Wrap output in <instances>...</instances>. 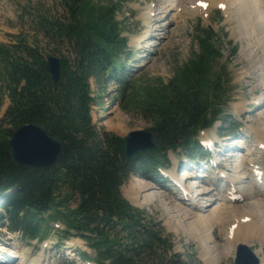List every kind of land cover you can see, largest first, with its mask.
<instances>
[{
	"label": "trees",
	"instance_id": "16d2710c",
	"mask_svg": "<svg viewBox=\"0 0 264 264\" xmlns=\"http://www.w3.org/2000/svg\"><path fill=\"white\" fill-rule=\"evenodd\" d=\"M61 3L64 14L40 13L33 19L46 46L66 45L73 54L60 57L58 83L48 77V54L36 43L23 35L14 43H0V106L9 101L0 120V225L27 240L47 238L52 229L59 238L79 236L93 251L82 250L80 256L96 264H188L172 252L159 223L133 205L120 186L135 173L154 176L170 162L169 150L195 155L199 132L225 118L220 108L225 78L213 70L222 54L216 32L198 27L199 50L175 68L167 84L159 80L155 87L130 85L126 107L143 110L159 136L155 153L143 151L127 162L123 137L99 130L91 114V80L105 91L106 84L117 79L126 94L121 58L129 48L115 14L120 4ZM30 122L63 139V157L53 167L32 169L12 161L8 142L13 129ZM73 197L75 207L69 206ZM56 221L63 227L52 225Z\"/></svg>",
	"mask_w": 264,
	"mask_h": 264
},
{
	"label": "rangeland",
	"instance_id": "374dc122",
	"mask_svg": "<svg viewBox=\"0 0 264 264\" xmlns=\"http://www.w3.org/2000/svg\"><path fill=\"white\" fill-rule=\"evenodd\" d=\"M91 1L94 4H110L112 0ZM113 1L120 4L115 14L122 26L121 35L128 37L129 52L121 58L126 65L121 70L122 72L125 71L126 74L124 76L127 79L124 84L126 94L122 93L117 79L112 78L106 84L105 91L94 80H91V88L95 97L91 114L96 127L99 130L104 129L121 137L134 129H154L152 119L147 118L142 112L143 110L136 107L129 109L126 107L124 99L133 91L130 85L136 83V86L140 87H155L160 83L159 80L167 84L169 79L173 77L175 68L184 64L188 57L192 58L199 50L196 40L198 27H213L216 32L215 44L222 53L221 56L215 59L213 70H215V74L219 73L224 75L223 78H225L223 83L226 93L223 95L225 96L223 106L220 107L223 109L222 113L225 118L214 121L215 123L210 128L201 131L198 136L201 139L200 142L204 136H210L218 141L220 145L236 144V140L232 139V134L238 128L241 132L248 130V135L239 138V143H241V140L245 141L246 148L243 149V152L239 153L238 151V155L245 156V159L242 163L233 160L231 164L228 161L226 164L232 165V172L234 168H242V171H244V163L249 161L250 164L244 172L245 176L248 177L243 176L244 185L242 190H245L247 195L245 201L250 200L247 192L250 189L253 197L262 196L264 198V185H261L252 172V163L264 170V152L256 145L257 136L252 133V128H250L252 125H261L264 128V43L262 42L263 32L259 22H257L258 20H254L256 19L254 15L249 17V13L246 14L245 10L241 8L235 13L236 10L234 9L238 7V2L232 4L234 13L228 17L225 9L216 4L209 5L207 12L193 13L194 8L191 5L197 3L198 0ZM172 2L180 4L178 5L179 9L177 8L175 11ZM181 8L185 9L186 13L185 11L181 12ZM150 9L154 12V15L142 16L143 13L147 14ZM158 10L161 12H158ZM40 13H49L53 16L64 14L61 0H0V43H14L17 35H23L26 40L36 43L48 55L53 54L61 58L62 56L72 57L73 54L70 53V48L66 45H53L54 49L45 45L46 39L33 25L34 17ZM142 36H144V40H138ZM137 93L141 97L144 90ZM8 103L9 101L6 99L0 106V120ZM240 124L242 126L237 127ZM184 153L169 150L170 162L164 166V171L167 173L176 169L178 164L181 165L180 160ZM207 156L209 161L213 155L209 154ZM210 169L216 170L213 166ZM200 172H205V169L202 168ZM148 174L146 178L139 177L136 173L132 174L120 186V191L133 205L145 209L147 211L145 216L150 221L159 223L162 235L172 242V252L180 254L181 258L188 264H233L234 250L229 253L223 252V255H220L221 258L218 257L219 260L213 261V263L208 262L201 255L202 242L200 238H203L204 233L198 227H194L195 235L199 237H197L198 240L194 238L195 235L190 234L186 229V226H188L187 221L180 223L183 218L177 216L176 213L178 212L174 211L173 207L176 205V201H182L180 193L167 189V184L164 182L157 183L156 178H152V175ZM202 174L204 173H200V175ZM193 179L196 178L193 177ZM196 180L197 183L198 179ZM139 181L152 188H149V191H143L140 183L135 184L136 198H129L124 190ZM228 185H230L229 182L224 181L217 186V191L225 192V186ZM211 187L216 188L214 185ZM246 187H249L247 191ZM153 191L159 192L161 196L149 200L147 195H143ZM242 201L244 202V199L239 200L241 203ZM76 202L77 198L73 197L69 202V206L75 207ZM226 203L228 202L226 201ZM224 221H226V218ZM56 223L63 225L62 221H56L52 225L55 226ZM227 224L222 229L217 224L214 226V237L221 246L226 244L224 238ZM48 233V237L42 241L27 240L18 232H10L6 225L2 224L0 225V255L2 257L6 255L7 258L11 256L13 264H20L22 259H24L22 264H35V262H38L37 264H88L87 261L79 258V252L82 250L92 253V250L82 238L74 235L59 238L54 229ZM67 244L71 245L72 249L75 247L74 255H72L73 251L71 250L67 254V248L62 246ZM246 244L253 248L252 251L259 250V255L264 258L263 241L252 237ZM221 246L220 248H223ZM68 257H71V259ZM165 261L167 260L165 259Z\"/></svg>",
	"mask_w": 264,
	"mask_h": 264
},
{
	"label": "bare ground",
	"instance_id": "6f19581e",
	"mask_svg": "<svg viewBox=\"0 0 264 264\" xmlns=\"http://www.w3.org/2000/svg\"><path fill=\"white\" fill-rule=\"evenodd\" d=\"M198 1H196L197 3H195L194 5H191L194 8L193 13L207 12L209 5L211 6V4H214V5L216 4V5H223L222 7L225 9L226 13H228V17H230L229 15L234 13V11L232 10V4L233 3L236 4L235 2H238L237 3L238 7L234 9L236 10L235 13L238 12L237 10L241 8L245 10L246 14L249 13V17H251L250 15H254V17L256 18L254 20H258L257 22H259V25L261 26V29L263 32L262 42L264 43V0H198ZM173 3L174 2H172V4ZM178 5L180 4H178L177 2L174 3L175 11L178 8ZM180 7H183V6H180ZM182 11H185V9L181 8V12ZM158 12H161V11L158 10ZM146 15H153L151 9L148 10L147 14L143 13L142 16H146ZM143 37L144 36L140 37L141 39L139 38L138 40H142V39L144 40ZM256 99L258 100V98ZM250 128H252V133H254V135L257 136L256 145L259 146L264 152V128H262L261 125L260 126L252 125ZM239 140L240 139H238V141ZM240 145H243V144L240 143ZM235 147H232L231 149L227 150L226 154L228 155L225 156L226 161L232 159L233 153H237L238 151L239 153L243 152V149H241L242 150L241 151L240 147L238 146H235ZM215 148H217V146ZM224 155H221V156L223 157ZM235 161H238V160H235ZM242 162L243 161L239 163H242ZM246 162L247 163H244L245 165L244 171H242L243 170L242 168H234L233 173L230 171L224 170L225 172H227L228 174L227 176L224 173L223 168H222L223 161L219 159L214 160L213 166L216 168L218 172H221V174L224 175L223 177H227L225 181L228 180L230 181V184H231L227 186V189L224 193L218 192L217 188L209 187L208 185L203 183V180L201 181L200 184H197L196 183L197 180L193 179L192 174H190V177L188 179L183 180L182 179L183 177L182 175H184L183 170H181L182 172L181 175H175V169L169 172L170 176L173 177L175 184L179 183L180 181H182V183L184 184L183 193L181 195V198L183 199L182 201L179 199H178L179 201H176V205H174L173 207L174 211L178 212L176 213L177 216H182L183 220L180 223H182L183 221H187L188 226H186L187 227L186 229L190 234H194V235L196 234L195 233L196 227H198L199 230L204 233L203 238L202 237L200 238V241L202 242V243L200 242L202 245V251L200 253L208 262L213 263V261H218L219 260L218 257H220L221 254L223 255V252L229 253L232 250H235L237 243L239 242L247 243L249 242V240H251L252 237L258 238L264 242V198H262V196L253 197L251 189L247 191L249 187L248 188L246 187L245 189L249 194L248 199L250 198V200L245 201V198H247L246 197L247 195L245 193V190L244 191L242 190L243 176H245L244 172L247 170V166L250 164L249 161H246ZM252 164H253L252 172L257 177V180L260 181L261 185L262 184L264 185V170L260 166H257V165L255 166L254 163ZM231 168L232 166H230V169ZM245 177H248V176H245ZM138 183L141 184L143 191L144 190L146 191L149 188H152V187H149L147 184H144L140 181L136 182L130 188H128L127 190H124L125 194H127L129 198H136V190L134 189H135V184H138ZM143 195H147L149 200L156 198V196H161L159 192H154V191L151 193L147 192ZM242 199H244V202L243 201L242 203L239 202V200H242ZM226 201L228 203H226ZM225 218H226V221H224ZM224 222L228 223L226 225L227 228L225 229L226 233H225V238H224L226 244L221 246L220 243L217 242V239H215L214 237V226L217 224L222 229L224 228V225L226 224ZM186 229H185V233H186ZM193 237L197 238L198 236L195 235ZM220 246L223 248H220ZM253 251L259 257L260 259L259 263L264 264V258H262L259 255V250L256 249ZM1 257L2 256L0 255V259H1L0 264H13V262H11V259H12L11 256L10 257L8 256V258L6 257V255H4V257L2 258ZM20 257L23 258L22 256ZM23 262H24V259L20 260V264H22ZM37 263L35 262V264Z\"/></svg>",
	"mask_w": 264,
	"mask_h": 264
},
{
	"label": "water",
	"instance_id": "95a60500",
	"mask_svg": "<svg viewBox=\"0 0 264 264\" xmlns=\"http://www.w3.org/2000/svg\"><path fill=\"white\" fill-rule=\"evenodd\" d=\"M45 69L50 80L58 83L62 76L61 58L49 54ZM159 133L155 129H134L123 136L125 161L136 159L143 151L153 154L157 147ZM58 135H51L48 129L37 122L22 124L9 138L11 158L16 165L32 169H46L56 165L63 157L64 141ZM246 243L239 242L235 247L233 264H260L259 257Z\"/></svg>",
	"mask_w": 264,
	"mask_h": 264
},
{
	"label": "snow or ice",
	"instance_id": "6c2138e0",
	"mask_svg": "<svg viewBox=\"0 0 264 264\" xmlns=\"http://www.w3.org/2000/svg\"><path fill=\"white\" fill-rule=\"evenodd\" d=\"M221 6H223V5H221Z\"/></svg>",
	"mask_w": 264,
	"mask_h": 264
}]
</instances>
